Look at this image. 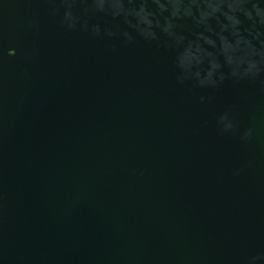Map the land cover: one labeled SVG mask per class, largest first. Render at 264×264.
I'll use <instances>...</instances> for the list:
<instances>
[{"label": "water", "instance_id": "water-1", "mask_svg": "<svg viewBox=\"0 0 264 264\" xmlns=\"http://www.w3.org/2000/svg\"><path fill=\"white\" fill-rule=\"evenodd\" d=\"M0 264H264V0H0Z\"/></svg>", "mask_w": 264, "mask_h": 264}]
</instances>
